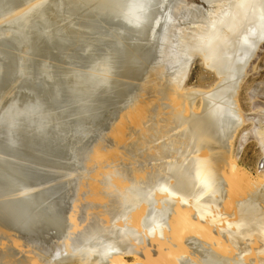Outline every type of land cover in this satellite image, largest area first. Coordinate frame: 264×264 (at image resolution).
Segmentation results:
<instances>
[{"label":"bare ground","instance_id":"obj_1","mask_svg":"<svg viewBox=\"0 0 264 264\" xmlns=\"http://www.w3.org/2000/svg\"><path fill=\"white\" fill-rule=\"evenodd\" d=\"M208 1L217 2L216 9H203L206 19L195 18L181 30L190 56L169 77L174 114L172 126L166 125L171 127L168 141L160 129L152 130L155 120H162L158 109L161 112L166 106L141 95L157 91L148 80L152 72L169 71L166 57L159 55V50L164 52L160 49L164 36L159 40L161 31H153L156 46L145 61L130 58L131 50L121 47V37L129 30L136 38L145 29L149 32L143 9L148 0H7L0 4V24L18 27L16 36L28 35L34 43L29 71L51 80L45 102L69 98L85 112L78 121L69 122L51 112L34 123V136L28 139L46 148L48 133L57 127H51L52 121L59 122L61 132L75 133L66 160L57 165L60 154L56 153L49 163L52 169H63L61 177L67 178L73 190L67 202L58 201L48 213L36 211L30 218L29 209L36 201L0 194V264L68 260L84 264H264V170L255 175L242 166L234 147L245 122L239 92L264 45V0ZM100 11L133 26L116 25L119 36L110 41L91 19ZM40 50L48 58L32 59ZM57 54L65 60L56 59ZM196 57L221 78L211 91L187 84ZM64 64L70 65L68 69ZM74 65L80 69H73ZM14 69L0 58V89L3 75L13 74ZM13 97L28 102L29 110L36 113L37 103H44L40 95L27 91ZM112 106L114 117L109 125H99L93 140L84 145L78 136L81 127L84 133L87 121L104 119V109ZM1 114L0 128L15 130L7 120L12 113ZM83 195L85 208L114 211L112 225L106 230L104 226L101 238L88 228L94 225L90 223L82 244L75 240L69 248L79 228L75 211ZM45 224L53 228L54 237L66 238L68 247L60 252L57 249L63 246L59 243L36 241L32 232ZM108 229L111 240L105 238ZM6 235L28 240L23 245L17 239L3 241ZM131 255L136 263L127 260Z\"/></svg>","mask_w":264,"mask_h":264},{"label":"rangeland","instance_id":"obj_2","mask_svg":"<svg viewBox=\"0 0 264 264\" xmlns=\"http://www.w3.org/2000/svg\"><path fill=\"white\" fill-rule=\"evenodd\" d=\"M5 1L7 0H0V4ZM211 2L208 0H148L146 3L147 8L145 7L143 9L145 10L146 21L150 24L147 27V31L149 32L146 33L145 29V34H139L136 38L135 36L130 35L133 31L129 30L127 35L121 37L122 50H127L129 48L131 50L130 58L132 56L134 57V60L141 62V60L145 61L144 59L148 58V51L154 49L156 46V41L153 35L156 34V32L158 33L161 31L159 40L164 36V42H162V45L160 46V49H163L164 52L159 50V55L166 57V65H168L169 71H166V69H159L158 71L152 72L148 77V80L153 86L157 87V91L154 93L144 91L141 95L150 96L149 100L151 99L152 102H162L163 107L166 106L161 112L158 109L159 118L162 120L159 123L155 120V126L152 127V130H157V132H159L160 129L163 138L166 141H168L166 136L171 133L169 132L171 127L166 125H171L173 120L172 114H174V112L171 113V110H173L170 99L171 96L168 94V91L171 89L169 77L171 73L180 70L186 58L190 56L188 55L189 49L186 47L187 41H183L181 37V30L183 26L191 23L195 18L196 20L206 19L207 17L204 18L203 9L206 11L216 9L217 2ZM91 19L92 21L94 20L93 22L95 25L106 35L105 38L110 41H112V39L115 40L114 37L118 35L116 25H125L129 29L133 26L125 19L104 13V11H100L91 16ZM40 27H44V24L40 25ZM18 30V27L15 28L11 25L7 26L5 23L0 24V58L5 60L7 64L13 65L14 68H16L13 70V74H4L1 81L3 84L2 87H4L0 89V115L6 111L12 113L7 120L9 121L8 124L13 123L16 126V129L6 130L5 128H0V194L3 197H15L20 201H36V204L29 209L28 218H30L36 211L46 210L48 213L49 209L59 204L58 201L65 199L67 202L68 199L71 198L70 191L73 190L71 185L67 183V178L65 176L61 177V170L63 169H52V167L49 166V163L56 153L60 154L56 158L57 165L63 160H66V156L70 154L71 150L68 146L71 145L75 133L61 132L59 122L57 120L52 121L49 123L51 127H57L53 128L52 133H48L50 134V145L48 146L50 147V150H47L48 147L46 148L43 146L41 142V145H37L36 140L33 142V139H28L34 136L33 133H35L34 130L36 129L34 123H36L39 116L51 112H55L56 116L64 118L69 122L78 121L79 119H82L81 116L82 114H85V112L81 111V108L78 105H74L69 98L59 103L47 102V104L45 102V100L47 101L46 95L49 91V83L51 84V80L42 78L41 74L38 72L33 73L32 70L29 71L32 63L30 62L32 57L30 51L32 45L34 46V43L28 35L26 37L23 35H21V37L16 36ZM41 48L44 50L43 47ZM51 51L53 52V48H50L49 56L52 55ZM153 53H155V51H153ZM45 55L46 53L40 50L37 51L32 59L41 61L48 58ZM57 55L58 56L55 58L59 59V61L65 60L63 59L64 56L61 54ZM62 66L68 69L70 65L64 64ZM75 68L80 69V67L74 65L73 69ZM187 82L189 87L211 91L221 82V78H219L210 67L202 63L199 57H196L195 60H193V66ZM14 91L19 96L26 91L28 93L40 95L44 103H37L36 108L39 112L36 113L35 110H29V103L25 100H18V98L13 97L15 93L11 94L10 92ZM238 98L245 122L234 143L235 157L242 166L257 175L261 168L264 170V45L252 61L248 76L240 89ZM30 103L33 105L34 101H31ZM164 103L167 104L165 105ZM174 105L177 108L179 102ZM113 107L114 106L110 108L105 107V113H103L105 114L104 119L99 121H96V119L93 121H87L85 123L86 128L84 133L82 132L83 127H81L78 136H82L84 145L89 144L93 140L92 136L96 135L94 131L99 125L104 123L105 125H109L108 120L114 117L113 114H110V110ZM226 107L224 109L225 111L227 109ZM14 116H17V118ZM170 116L171 119L169 118ZM32 121L33 124L31 123ZM157 132L151 133L159 136L160 134ZM108 137H110L109 129L105 128V139H108ZM160 143L163 144V141L161 142L160 140ZM168 146L170 147V145ZM56 175L59 177L55 178ZM77 182L79 183L80 180L78 179ZM31 192L34 193L32 197L21 199L22 197L28 196ZM75 199L76 200L72 202V205L76 204L75 202H77L78 196H76ZM86 203L87 200L83 195L80 206L75 211L76 222L79 224V228L76 235H73V239L69 240V248L75 246L73 243L75 240L78 241V245L82 244L85 238L82 237V234L90 223L94 222V225L88 228L91 229V231L94 229L96 232L94 236L98 237H101L102 234H104V226V230H106L108 225H112L111 220L114 214L112 209L106 210L102 207L93 210L91 208H85L84 206ZM106 220L107 222H105ZM96 227H101V229L96 230ZM34 230L35 233H32L34 236H37L36 241H43L42 244L46 243L47 245H56V243H59L63 246H61V249H57L60 252L63 248L68 247L65 243L66 238L63 237L57 239L54 237L53 228L47 226V224L41 227L38 226V228ZM105 234H108L105 238L111 240L112 236L110 235L111 232H109V229L108 231H105ZM27 235L30 238V233ZM14 237L15 236L13 235H6V237L3 236L2 239L3 241L17 239L15 241L22 245L27 243L28 239ZM127 260L131 263L137 262V259L132 255L128 256ZM60 264L84 263L80 260H68L63 261Z\"/></svg>","mask_w":264,"mask_h":264}]
</instances>
